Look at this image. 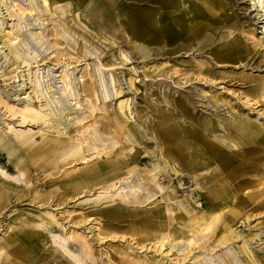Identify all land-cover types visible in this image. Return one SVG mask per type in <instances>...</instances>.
Listing matches in <instances>:
<instances>
[{"label":"bare ground","instance_id":"bare-ground-1","mask_svg":"<svg viewBox=\"0 0 264 264\" xmlns=\"http://www.w3.org/2000/svg\"><path fill=\"white\" fill-rule=\"evenodd\" d=\"M115 1L75 0V5L81 11L83 10L85 19L92 22L94 30L100 33L107 31L106 33L111 34L112 45L117 43L113 34L121 31L122 36L127 38L126 44H133L136 47L135 50L128 51L120 48L119 55L116 57L112 54L104 64L101 60L103 51L93 45L90 38L79 34V30L73 27L74 24H69L65 18L59 20V28L53 32L57 43L62 42L60 39L63 38L69 47H73L74 36L77 34L83 44L88 43L86 47L92 46V49L83 53L82 56L84 58L92 56L97 63L93 71L92 68H89V72H86L90 83L87 85L82 80L84 82L82 87L87 95L95 96L99 103L97 107H91L83 117L77 111L74 112V105L80 103L81 106V102L76 94L78 79L73 71H67L70 62H64L65 66L61 70V72L64 71L62 73L64 77L57 81L53 78L52 68L43 66L40 69L39 67L38 62L45 61L46 56L39 60L37 55L31 57L37 63L36 71H33L30 65L31 61L20 53V47L29 44L28 36L21 33V23L7 22L8 20L6 21L5 18L0 19V51L3 47L8 49L3 56L4 61L11 66L16 65L14 70H17L21 64L28 68L26 69L27 73L23 75L25 77L22 82L17 84V87L20 88L16 89L15 87L14 89L13 94L17 98L11 97L8 100L0 95V107L13 116H19L22 123L45 124L50 130L42 135L41 144L37 148L27 151L26 161L27 163L28 161L36 163L38 160L45 159L48 162L47 175L59 178L58 186L64 191H70L68 193L62 191L63 193H60L59 197L62 199L71 197L72 199L79 196L81 192L85 193L93 188L99 189V193H102L103 196H99L94 202L99 212L103 213L106 218L112 217L124 221L127 219V222H131L134 229L143 235L142 239L144 238L160 248L165 245L171 249L176 248V251L184 253L183 258L185 259L189 254L188 251L185 252L186 244H188V240L190 243L193 242L187 231L195 235L197 232L202 233V231L209 230L214 219L217 218L215 215L219 213V210L215 209L223 207L227 199L233 200L234 196L232 195H235L236 189H239V183L245 179L241 178L240 170L238 167L236 168L242 161L240 160V151L233 148L230 142H224V136L216 137L223 126L218 116L215 119L212 118L213 116L205 117L201 113L195 114L190 97L184 94H181L178 100L168 97L166 92L163 93L162 98L158 95L160 96L157 99L158 104L165 106L161 108L155 107L144 97L145 114H141L136 110V107L131 106L132 97H127L124 102H119L117 106L113 105L110 108L106 101L123 96L124 88H126L123 86V79L120 78L122 76L115 75L117 69L123 70L125 66L136 60L147 63L154 55L170 57V54L176 49L185 47L184 43H177L178 36L188 38L192 34L190 33L192 22L181 23L179 20L180 15L185 13H180L182 10L177 4H183L186 7L187 0H127L132 6L128 5L130 11H124L123 3ZM55 2L56 0H43L47 7ZM263 2L264 0H251L252 6L259 5L262 10L264 9ZM206 3L213 6L216 0H207ZM70 4L74 5L73 0L68 3L67 11L64 8L61 10L70 12ZM0 5L5 6L7 19L11 20L16 15L3 0H0ZM36 8L37 4L30 3V5L19 7L18 10H20V14L28 15ZM18 16L20 15L18 14ZM113 26H118V28ZM175 27L179 28L178 31ZM29 34L34 36L36 33L29 32ZM18 36H22L23 40H19L18 44L14 45ZM70 39H73L72 43ZM37 42L39 46H43V42ZM133 52L134 54H132ZM3 53L4 51H2ZM63 55L65 56L63 52H57L53 56L55 62L59 63ZM69 55L70 53L67 54V56ZM40 70L41 72L38 73L42 74L41 78L36 74ZM106 70L113 72H106ZM154 71V69L144 70V75L151 76ZM162 72L163 70L159 69L158 75H162ZM129 73L134 76L128 79L129 89L135 87L134 90L137 91L138 88L135 86L138 80L137 68L132 66ZM44 79L46 82L50 80L47 85L57 88L54 92L57 95H53V93L46 95L43 92L41 83ZM23 87H25L24 89L32 88L30 92L33 94L22 91ZM159 87L161 89L160 85ZM65 89L71 93V99L76 100L69 102V105L63 101L60 95ZM71 114H76V116L71 117ZM152 115L155 116L152 117ZM67 116H70L71 119L66 120ZM89 117L93 131H88V136L83 137L81 142H70L63 137L66 126L70 128L69 133L77 131L75 135L84 134L80 128L89 121ZM237 120L227 124L228 127L234 129L232 131L233 138L242 139L241 144L244 142L248 145L253 144L256 148L264 150L262 139L256 143L253 142L255 137L253 134L259 132L260 129L251 128L243 118ZM93 159L96 161L92 165H88L87 162ZM79 163H85V165L76 167ZM241 165L255 169L256 163L243 160ZM129 178L132 179L128 180ZM174 182H177L178 185H174ZM190 187H193L197 193L203 190L201 196L197 194L201 197V201L196 203V207L192 204L191 199H177L178 197H176L178 192ZM255 190L253 192L244 190L243 200L248 201L258 195L254 192ZM5 198L4 193L0 191V208L5 205ZM36 198L43 205L48 202L49 195L40 193ZM235 200L238 199L235 197ZM129 204L139 207L132 211L127 206ZM178 210H180L179 213ZM194 210H196L195 213ZM198 210L199 212H197ZM35 213H37V221L33 225L35 227H46L49 230L57 221L49 211L40 210ZM192 217L196 222H189ZM29 222L28 219L22 221L18 225L19 235L17 236L18 233L15 232L6 240V243H10L11 240H18V242L10 243L13 247L11 254L6 258L1 257L0 253V264L9 256L16 257L18 261H21L18 264H34L38 261L39 256H36V248L39 238L36 235L39 236L41 233L37 230L24 229L30 224ZM220 225L216 226L217 234L214 237L218 243L215 247L223 245L232 238L224 232ZM68 238L64 239L63 243L55 241L59 254L64 255L75 264H79L80 259L72 249L75 247L90 257V247L83 237L79 238L72 234ZM179 239L185 242L184 248L179 245L183 242ZM209 239L208 237V240L202 243L203 255L209 251ZM247 248L244 244V249L249 253L251 261L260 264L259 257H256L253 251L247 250ZM231 259L236 264H248L243 263L235 252ZM200 261L197 258L190 264H215ZM108 263L116 264L111 259H108Z\"/></svg>","mask_w":264,"mask_h":264},{"label":"rangeland","instance_id":"rangeland-1","mask_svg":"<svg viewBox=\"0 0 264 264\" xmlns=\"http://www.w3.org/2000/svg\"><path fill=\"white\" fill-rule=\"evenodd\" d=\"M3 1L16 15L10 17L11 20L7 19L5 6L0 5V19L5 18L7 22L21 23V33L28 36L29 44L20 47V53L31 61L33 71H36L37 63L31 57L37 55L39 60L46 56L45 61L38 62L39 67L40 69L43 66L52 68L53 78L57 81L64 77L62 74L64 71L61 72L65 66L64 62H70L67 71H73L78 79L76 94L81 102V106L80 103L74 105V112L77 111L83 117L91 107H97L99 103L95 96L87 95L82 87L84 85L82 80L87 85L90 83L86 72H89V68L93 71L97 63L92 56L85 58L82 56L83 53L92 49V46L86 47L88 43L83 44L77 34L74 36L73 47H69L63 38L60 39L62 42H55L53 32L59 28L58 22L65 18L69 24H74L73 27L79 30V34L90 38L93 45L103 51L101 60L104 64L112 54L117 57L120 48L132 51L136 47L133 44H126L127 38L122 36L121 31L113 34L117 43L112 45L111 34L106 33L107 31L100 33L94 30L92 22L85 19L83 10L81 11L75 5V0H73L74 5L70 4V12H63L61 8L67 11L68 3L72 0H56L50 7H47L43 0ZM115 2L123 3L124 11L131 10L128 9V5L131 4L129 1L116 0ZM187 2L186 7L183 4H177L182 10L180 13H185L180 15L181 23L192 22L191 36L188 38L178 36L177 43H184L185 47L176 49L170 57L154 55L147 63L136 60L125 66L123 70L117 69L115 75L122 76L120 78L123 79V86L126 87L124 95L106 102L111 108L113 105L117 106L119 102H124L127 97H132L131 106L136 107L141 114H145L144 97L155 107L161 108L165 106L158 104L157 99L160 96L162 98L164 92L168 94V97H174L176 100L184 94L190 97L195 114L201 113L202 116H213L212 118L215 119L218 116L223 126L216 137L224 136V142H230L233 148L238 149L240 160L256 163L255 169L246 168L245 165L243 167L242 161L236 166L240 170L241 178L245 179L239 183V189H236L235 195L233 191L231 192L234 202L232 199H227L223 207L215 209L219 210V213L215 215L217 218L214 219L209 230L197 232L195 235L187 231L193 242L190 243L188 240L185 252L188 251L189 254L188 258L184 259V253L176 251V248L171 249L168 245L160 248L142 239L143 235L137 232L127 219L124 221L112 217L106 218L99 212L94 202L96 198L103 196L99 193V189L93 188L91 191L81 192L79 196L72 199L59 197L64 190L58 186L59 178L47 175L48 162L45 159L38 160L36 163L26 161L27 151L37 148L41 144L42 135L50 130L45 124L22 123L19 116H13L0 107V191L6 196L5 205L0 208L1 257L6 258L11 254L13 246L10 243L16 244L18 240H11L10 243H6V240L15 232L18 236L20 233L18 225L28 219L30 224L24 229L40 231L39 236H42L40 238L36 235L39 238L36 248V256L38 255L39 259L34 264H75L59 254V249L57 245L55 246V241L62 242L64 239H69L68 236L72 234L79 238L83 237L90 247V257L75 247L72 248L80 259L79 264H109L108 259L115 261L116 264H190L197 258L202 262L236 264L231 259L234 252L243 263L255 264L244 249V244L248 247L247 250L253 251L255 256L259 257L260 264H264V150L256 148L253 144H244L245 142L241 144L242 139L233 138L234 129L227 125L243 118L251 128L260 129L253 134L255 135L253 142L256 143L262 139L264 143V9H260L259 5L252 6L251 0H216L213 6H209L206 3L207 0H187ZM30 3L37 4L36 10L33 9L28 15L20 14L18 8ZM113 27L118 28V26ZM175 28L178 31L179 28ZM29 32L36 34L31 36ZM19 40H23L22 36L16 38L14 45L18 44ZM72 40L70 39L71 43ZM37 41L43 42V46H39ZM2 51H4L3 54ZM7 51L6 47L0 51V95L10 100L11 97L17 98L13 94L14 89L20 88L17 84L24 79L23 75L27 73L28 66L21 64L17 70H14L16 65L11 66L4 61L3 56ZM59 51L65 56L63 55L60 62L56 63L53 56ZM68 53H70L69 56H67ZM132 66L137 68L138 80L135 85L138 88L137 91L134 90L135 87L129 89L128 79L134 77L129 73ZM147 69L155 71L151 76H145L144 70ZM159 69L163 70L162 75H158ZM109 71L113 72L106 70V72ZM38 72L41 70L36 73L41 78L42 74ZM49 82L50 80L46 82L44 79L41 83L43 92L46 95L52 93L57 95L54 93L57 88L47 85ZM24 88L22 91L27 93L32 89ZM30 93L33 94V92ZM60 95L67 105L69 102L76 101L71 99V93L67 89ZM70 116H76V114ZM70 116L65 119H71ZM90 120L89 117V121L80 128L84 134L75 135L77 131L69 133L70 128L66 126L63 137L70 142H81L83 137L88 136V131H93ZM94 161L96 159L90 160L87 164L92 165ZM84 165L85 163H79L76 167ZM173 184L178 185L177 182ZM254 189L258 195L244 201V190L253 192ZM68 192L70 191H64V193ZM201 192L203 190L197 193L193 187H190L178 192L176 197L191 199L196 207V203L201 201ZM40 193L49 195L48 202L43 205L36 198ZM197 194L201 195L197 196ZM235 197L238 200H235ZM131 205L127 206L132 211L139 207ZM40 210L49 211L56 217V223L50 227L52 229L33 226L37 221L35 212ZM177 212L179 213L180 210ZM193 218L189 222H196ZM218 224H221L220 227L232 238L223 245L215 247L218 243L214 237L217 234ZM208 237L210 238L209 251L203 255L202 243L208 240ZM183 242L179 243L182 248L185 247ZM19 262L21 261H18L16 257L9 256L2 264H18Z\"/></svg>","mask_w":264,"mask_h":264}]
</instances>
